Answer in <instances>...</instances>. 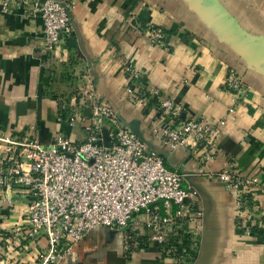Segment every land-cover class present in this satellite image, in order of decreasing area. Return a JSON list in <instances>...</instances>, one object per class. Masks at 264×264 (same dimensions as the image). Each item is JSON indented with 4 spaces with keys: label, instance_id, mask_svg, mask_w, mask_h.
<instances>
[{
    "label": "crops",
    "instance_id": "crops-1",
    "mask_svg": "<svg viewBox=\"0 0 264 264\" xmlns=\"http://www.w3.org/2000/svg\"><path fill=\"white\" fill-rule=\"evenodd\" d=\"M71 1L72 36L47 56L41 21L3 14L0 7V130L43 144L57 134L80 143L83 125L62 123L58 114L86 113L78 97L91 89L122 127L138 131L166 167L197 190L202 230L189 264H264V0ZM148 26L163 31V45L145 34ZM123 61L141 71L146 90L182 105L187 118L214 126L207 137L209 163L200 161L202 151H170L153 135L163 123L156 102L144 106L127 92ZM228 70L246 88L237 103L224 87ZM229 166L257 177L249 201L253 215L242 214L235 196L207 177ZM13 201L9 207L0 200V264H30L39 246L13 241L26 199L17 194ZM146 221L141 212L125 227L100 229L61 264H176L148 240ZM184 230L189 225L176 235L182 244Z\"/></svg>",
    "mask_w": 264,
    "mask_h": 264
},
{
    "label": "built area",
    "instance_id": "built-area-1",
    "mask_svg": "<svg viewBox=\"0 0 264 264\" xmlns=\"http://www.w3.org/2000/svg\"><path fill=\"white\" fill-rule=\"evenodd\" d=\"M0 7L3 14L41 21L46 56L72 36L75 5L71 0H0ZM145 32L154 44L163 45L161 29L148 26ZM122 67L127 92L144 106L156 102L163 123L153 128V135L170 151L194 155L202 151L200 161L209 163L213 147L207 137L214 126L187 118L182 105L156 90H146L141 71L125 61ZM224 87L234 103L246 90L233 70H228ZM78 100L84 101L87 112L61 109L58 121L83 125L85 139L80 143L57 134L43 144L26 133L6 136L0 130V200L12 207L17 194L26 199L23 225L13 241L39 246L30 264H61L100 229L125 227L135 214L144 212L148 240L176 264H189L202 230V211L195 204L197 190L185 186L183 175L166 167L160 153L122 127L117 113L97 93L84 91ZM207 177L218 179L235 196L242 214L253 215L249 201L257 183L255 175L229 166ZM156 204L161 205L159 212L153 209ZM187 225L182 244L176 235Z\"/></svg>",
    "mask_w": 264,
    "mask_h": 264
},
{
    "label": "water",
    "instance_id": "water-1",
    "mask_svg": "<svg viewBox=\"0 0 264 264\" xmlns=\"http://www.w3.org/2000/svg\"><path fill=\"white\" fill-rule=\"evenodd\" d=\"M133 133H135L137 136H139L140 138H142V136L140 135V133L138 131H136L135 129H130ZM143 140V139H142Z\"/></svg>",
    "mask_w": 264,
    "mask_h": 264
}]
</instances>
